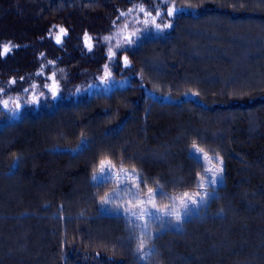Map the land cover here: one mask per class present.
<instances>
[{"label": "trees", "instance_id": "16d2710c", "mask_svg": "<svg viewBox=\"0 0 264 264\" xmlns=\"http://www.w3.org/2000/svg\"><path fill=\"white\" fill-rule=\"evenodd\" d=\"M168 1L185 9L173 27L110 60L102 38L120 13L135 2L156 11L159 0H0V51L12 49L0 57V81L32 72L39 59L74 76L113 61V76L127 79L0 124V264H264V2ZM82 139L90 150L68 151ZM193 142L223 160L217 198L178 230L157 238L151 225V254L139 260L140 231L99 212L116 182L94 187L92 174L107 159L135 169L140 192L159 184L168 197L194 194L209 163L189 158Z\"/></svg>", "mask_w": 264, "mask_h": 264}, {"label": "snow or ice", "instance_id": "6c2138e0", "mask_svg": "<svg viewBox=\"0 0 264 264\" xmlns=\"http://www.w3.org/2000/svg\"><path fill=\"white\" fill-rule=\"evenodd\" d=\"M264 2V0H261ZM160 4L167 6V12L164 13L160 10H156L155 17H153V23L157 17L167 15L173 19L180 13L184 12V8L176 7L173 3L172 5H167V0H159ZM132 10L130 9L129 12ZM140 12H144L145 15H150V12H145L143 7L140 8ZM120 15L123 17L126 14L121 12ZM173 27L171 21L163 26V29H168ZM160 24H155V31L148 27L147 21H145V26L143 29H138L136 32H133L130 37H125L126 43L131 47L133 45L140 46L143 41L149 38L150 36L158 35L163 32ZM66 36V30L60 28V35L55 37L56 44H61L63 37ZM108 39V38H106ZM90 37L85 33V44L91 49L92 45L89 44ZM118 48H121L122 45H117ZM10 45H3L2 51H0V57L6 56L11 51ZM115 56V53L109 49V59L111 60ZM123 62L125 67H129L130 62L128 56L123 57ZM51 63V62H50ZM109 65H105L107 69ZM111 73L106 72L105 76L101 78V83L107 84ZM23 79V78H21ZM10 84L16 83L15 80L9 81ZM33 88L36 86L33 85ZM47 87V85H45ZM95 87V85H89V88ZM4 90L0 88V92ZM25 92L28 89H24ZM77 92H80L81 89H77ZM52 97L58 99L57 91L55 88L52 90ZM195 95H198L196 93ZM3 104V107L8 109V111H19L21 109L20 103H15V108H9V100H4L0 102ZM25 104L28 101H24ZM32 103H36L35 98ZM90 141L82 139L79 145L75 149H68L69 152L73 154H80L84 150H90L89 145ZM189 158L193 160L198 166H200V161L203 159L208 163H211L212 160L218 162L217 166L205 167L203 174L198 173L197 180V191L194 194H189L184 192L181 197H179V203L177 204L175 197H168L167 193L163 191L162 186L157 184L155 188H148L147 190V199H142L140 197V185L145 182L139 177L136 170L133 169L131 172H126L123 168H120L119 171H115V166L112 165L110 160L101 159L99 161L98 168L93 172L91 181L93 182L92 186L94 187H103L105 184L115 181L117 187L113 188L110 193H105L99 201V212L101 214H106L109 216L120 215L126 222L131 226L132 232L136 230L140 231L139 243L136 249L137 258L139 260H146L150 256L149 251H145L146 244L149 243L153 236L150 233L149 229L151 225L155 224L160 230L156 235L157 238L163 231L171 229L178 230L179 226L185 222L187 219H190L193 214H198L200 209L207 205L209 200L217 198L216 193L218 187L223 183V160L218 155L216 157L210 158L208 153L200 148L195 142H193L191 149L189 150ZM19 158H15L12 169L15 170L18 167ZM126 181H131L129 184ZM211 188V191L208 189ZM167 198L170 200L172 207H166L165 209H157L155 211L150 210L148 207L144 206L151 204L152 208H156V197ZM127 198V205L119 203L124 201ZM122 209V211H121ZM175 219V225L172 222L173 218ZM141 221H145L141 223ZM135 238V237H133ZM154 251V246H153Z\"/></svg>", "mask_w": 264, "mask_h": 264}, {"label": "rangeland", "instance_id": "374dc122", "mask_svg": "<svg viewBox=\"0 0 264 264\" xmlns=\"http://www.w3.org/2000/svg\"><path fill=\"white\" fill-rule=\"evenodd\" d=\"M168 3L169 1L167 0V4ZM163 5L164 4L159 3V7L161 8L155 9L166 13L167 10L162 9ZM141 7L144 8V6H140L139 3L135 2L132 6L124 11V13L126 14L125 16H121L117 21H115L113 30L102 38V42L105 45L108 55L109 49H111L112 52L117 55L119 51L125 48H129L130 46L126 43L125 37H130L133 32H136L138 29H143V27L145 26V21H147L148 27L152 29L153 32L155 31V24H160L161 28L163 29V26L170 22L171 17H168L165 14L161 17H157L155 19V23H153L152 18L155 17L156 11H150L144 8L145 12L151 13L150 15H145L144 12H140ZM130 9L132 10L131 12H129ZM169 29L170 28L163 29L162 33L158 35L154 34L150 37L162 36L166 34ZM52 35L56 37L57 35H60V32L54 31L52 32ZM88 43L91 45L93 44L91 40H89ZM117 45H122V47L118 48ZM87 50L91 49H89V47L87 46ZM38 61L39 62L36 69H34L32 72L23 73L20 77L8 78V80L5 82L0 81V88L4 90L3 92H0V102L9 100V108L13 109L15 108V103L21 104V109L17 112L8 111V109L4 108L3 104L0 103V124L18 119L20 117L21 111L24 109L37 110L41 107H51L62 99H76L83 95H91L99 92H109L111 89L119 87L121 85H125L127 83V79H118L113 76L111 68L113 61H110L107 64L109 65L107 69H105L104 66L102 72L98 74L93 73V71L87 69L86 67L78 69L77 75L80 74V81H76L77 75L74 76L71 66H60L58 65L57 60L39 59ZM106 72L111 73V77L109 78L108 83L104 84L101 83V78L105 76ZM11 80H15L16 83L10 84L9 81ZM33 85H35L36 87L33 88ZM45 85H47V87H45ZM89 85H95V87L89 88ZM53 88H55V90L57 91V96L59 97L58 99H54L52 97L51 93ZM24 89H28V91L25 92ZM77 89H81V91L77 92ZM34 98L36 100V103H32ZM24 101H28V103L25 104ZM217 165V161L209 163V167L214 168V166ZM125 171L131 172L127 170ZM126 182L129 184L132 183L131 181ZM115 187H117V185ZM181 196L182 195L174 196L175 198H177V204L179 203V197ZM140 197L142 199H147V192H140ZM119 203L127 205V198ZM144 206L148 207L152 211H155L157 209H165L166 207H172L170 200L169 202H161L158 198H156L155 209L152 208L151 204H147Z\"/></svg>", "mask_w": 264, "mask_h": 264}, {"label": "water", "instance_id": "95a60500", "mask_svg": "<svg viewBox=\"0 0 264 264\" xmlns=\"http://www.w3.org/2000/svg\"><path fill=\"white\" fill-rule=\"evenodd\" d=\"M162 99H163L164 102H167V103H168V102H174V100L171 99V97H170L169 94L163 96Z\"/></svg>", "mask_w": 264, "mask_h": 264}]
</instances>
